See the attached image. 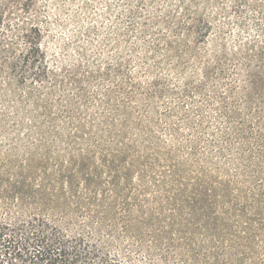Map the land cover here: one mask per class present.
<instances>
[{
  "label": "trees",
  "instance_id": "trees-1",
  "mask_svg": "<svg viewBox=\"0 0 264 264\" xmlns=\"http://www.w3.org/2000/svg\"><path fill=\"white\" fill-rule=\"evenodd\" d=\"M60 1L0 3V264H264L263 125L195 86L221 55L223 87L253 59L221 44L220 0H89L125 39L120 76L89 81V135L43 48L38 4Z\"/></svg>",
  "mask_w": 264,
  "mask_h": 264
},
{
  "label": "rangeland",
  "instance_id": "rangeland-1",
  "mask_svg": "<svg viewBox=\"0 0 264 264\" xmlns=\"http://www.w3.org/2000/svg\"><path fill=\"white\" fill-rule=\"evenodd\" d=\"M219 4L226 9L228 17L223 19L221 16L217 19L218 26L224 23L221 29L223 38L221 44H224L229 53H248L253 59L238 60L232 67L231 79L227 86L223 87L219 83L220 71L223 66L226 67V60L221 55L219 59L210 62L207 69L205 67L199 71L195 86L200 83L212 87L219 84L218 93L226 94L232 106L236 100L241 107L242 117L253 122L254 127L263 125L261 127L264 130V61H262L264 57L258 56L261 50L264 53V0H248L247 4H240L238 0H220ZM234 4L241 9L236 10ZM38 8L41 18L48 26L43 48L47 51L51 71L59 81L57 94L62 100L61 105L78 115V122L74 123L72 128L77 131V127L80 126L79 130L89 135V116L98 114L93 103L89 109L84 102L85 96L87 101L91 97L89 81L104 73L120 76L117 72L119 65L112 61L114 66L109 67L110 61L106 60V57L113 56L115 52L121 50L120 46H124L125 39L114 29L112 15H97L102 12L108 13L103 3L62 0L49 5L39 3ZM99 54L104 56V61H97ZM147 84L153 86V92L164 87L163 82L156 79L150 80ZM218 93L215 92L217 95ZM194 100L200 99L196 97ZM215 163L220 168H228L227 161L216 160ZM129 262L164 264L159 259L148 260L141 256H135Z\"/></svg>",
  "mask_w": 264,
  "mask_h": 264
}]
</instances>
